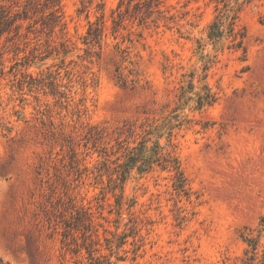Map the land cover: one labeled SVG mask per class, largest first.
<instances>
[{"label":"rangeland","instance_id":"rangeland-1","mask_svg":"<svg viewBox=\"0 0 264 264\" xmlns=\"http://www.w3.org/2000/svg\"><path fill=\"white\" fill-rule=\"evenodd\" d=\"M0 264H264V0H0Z\"/></svg>","mask_w":264,"mask_h":264},{"label":"trees","instance_id":"trees-1","mask_svg":"<svg viewBox=\"0 0 264 264\" xmlns=\"http://www.w3.org/2000/svg\"><path fill=\"white\" fill-rule=\"evenodd\" d=\"M220 25L221 23L218 22L216 23V25L212 27V30L210 31V38L217 40L218 38L221 37L222 32L220 31V28H219Z\"/></svg>","mask_w":264,"mask_h":264}]
</instances>
